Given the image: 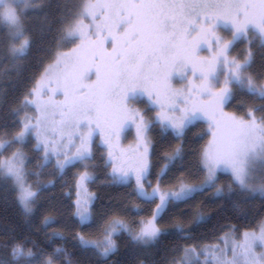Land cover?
Instances as JSON below:
<instances>
[{"label": "snow or ice", "instance_id": "snow-or-ice-1", "mask_svg": "<svg viewBox=\"0 0 264 264\" xmlns=\"http://www.w3.org/2000/svg\"><path fill=\"white\" fill-rule=\"evenodd\" d=\"M67 36L0 88V264H264V0H80Z\"/></svg>", "mask_w": 264, "mask_h": 264}, {"label": "trees", "instance_id": "trees-1", "mask_svg": "<svg viewBox=\"0 0 264 264\" xmlns=\"http://www.w3.org/2000/svg\"><path fill=\"white\" fill-rule=\"evenodd\" d=\"M79 3L80 0H30L26 4H16L17 10L26 7V11L21 14L23 36L17 38L16 43L28 41L27 55L13 58L9 53V42L0 37V88L11 89L18 80L38 76L59 53L73 47L75 40L67 36V28L75 19ZM203 127L206 129L207 126ZM194 131L199 132L200 129ZM203 143L204 140L194 142L193 134L189 133L185 147L191 150ZM255 206L259 207V201H256ZM4 220L11 223L21 222L15 205L10 200L5 203L3 195L0 194V223ZM122 258L124 257L119 256L113 259Z\"/></svg>", "mask_w": 264, "mask_h": 264}, {"label": "rangeland", "instance_id": "rangeland-1", "mask_svg": "<svg viewBox=\"0 0 264 264\" xmlns=\"http://www.w3.org/2000/svg\"><path fill=\"white\" fill-rule=\"evenodd\" d=\"M30 0H27V2L26 3H28ZM18 3H23V4H25V0H14V4H15V6H16V4H18ZM71 50V49H70ZM70 50H68V51H70ZM66 52V51H65ZM240 52V49H238L237 51H235V52H233V55H237L238 53ZM58 56V55H57ZM57 56L55 57V59L57 58ZM54 59V60H55ZM54 62V61H53ZM53 62H51V63H53ZM50 63V64H51ZM130 140H131V138H129L128 140H126L125 141V144H128V143H130Z\"/></svg>", "mask_w": 264, "mask_h": 264}]
</instances>
